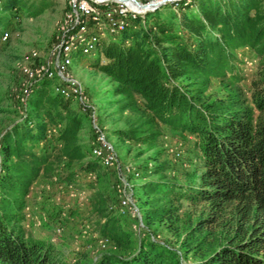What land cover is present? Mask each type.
<instances>
[{"label": "trees", "instance_id": "16d2710c", "mask_svg": "<svg viewBox=\"0 0 264 264\" xmlns=\"http://www.w3.org/2000/svg\"><path fill=\"white\" fill-rule=\"evenodd\" d=\"M50 7V0H0V42L13 16L37 17ZM176 7L147 14L105 43V63L96 69L115 83L120 110L134 115L116 139L153 148L164 128L195 137L193 169L176 177L160 158L152 169L136 167L144 178H158L140 186L146 231L136 239L123 223L131 217L115 209L114 171L94 158L91 141H82L89 118L55 92V80L43 79L26 118L1 141L0 264H71L52 240L35 239L24 227L34 185L54 177L68 193L85 182L93 188L104 220L99 234L110 245L92 264H264V0H183ZM243 49L257 62L248 88L238 67ZM214 85L218 90L209 93ZM53 127L57 136L48 135ZM105 183L112 194L102 191ZM61 211L57 221L48 219L57 227L69 219ZM159 227L173 242L161 241Z\"/></svg>", "mask_w": 264, "mask_h": 264}, {"label": "rangeland", "instance_id": "374dc122", "mask_svg": "<svg viewBox=\"0 0 264 264\" xmlns=\"http://www.w3.org/2000/svg\"><path fill=\"white\" fill-rule=\"evenodd\" d=\"M27 1L29 4H32L42 0ZM50 1L51 7L37 17H33L28 12L23 11L13 16L11 27L5 31L9 34L8 39L4 41L3 35L0 42V161H2L1 141L3 135L5 132L10 131L16 123L24 120L30 110L28 101L32 93L26 94V91L32 81L25 70L29 68L35 71L51 63L53 60V52L59 44L57 24L64 15L67 3L65 0ZM148 1L153 3L162 2V5L157 6V11L170 5L178 9L176 4L183 0ZM100 48L97 47L93 55H83L80 52L74 53L71 56V72L81 83L92 106L96 108L98 115L97 122L104 128L108 141L115 147L123 165L139 167L140 165L147 164L149 169H152L156 165L154 159L160 158L161 161L167 163L172 172H175L176 177H179V175L182 176L188 170H192L193 166L190 167V165L198 157L197 140L195 137L188 135L181 136L170 129L164 128L163 137L153 148L134 146L128 143H122L116 139L114 132L126 129L128 120L133 119L134 115L131 112H122L120 110L118 101L121 98L115 97L113 92L116 86L115 83L96 69V66L100 62L105 63L104 57L99 52ZM33 52L37 53V58L26 63L24 57ZM237 56L241 61L238 67L245 79L242 85L248 88L257 62L254 55L248 49L238 51ZM217 90L218 86L214 85L209 93ZM74 103L76 104V102ZM86 124L88 128L81 133L83 143L91 141L93 136L91 123L88 124L86 122ZM177 154H180V156L177 157ZM185 167L190 168L185 169ZM114 174L115 180L111 178L110 182L114 181V187H116L118 184V175L115 171ZM82 175L80 174V178L84 177ZM144 177L137 179L133 175L129 176L139 207L142 206L141 204L144 200V194L140 186L148 180L158 179L157 177ZM47 180L48 178H41L38 184L33 187L34 192L37 193H34V196L28 199L27 204V207H30V212L41 220L42 225L35 226L36 221L32 220L29 228L24 226L26 232L35 239L50 242L53 239V231L58 226L55 221H57V217L59 216V210L63 211L64 209L65 212L68 210L69 213H74V216H70L66 212V216L69 219L65 221L63 218L62 226H59L64 236L61 242L52 241V243L65 253V256L71 261V264H76L74 259L78 260L79 264H92V261L96 260L99 254L105 251L99 246L102 238L99 234L100 226L98 224L100 221L104 223V220L99 218L95 204L92 202V199L96 201L92 186L88 182L83 183L82 189L86 190L89 196L87 202L80 204L79 197L71 198L70 192L68 193L60 188L61 184H57L60 181L56 182L57 177H54L52 181ZM53 183L57 185L55 187L56 189L52 188ZM47 186L49 189L46 191L44 189ZM111 187V183L101 185L102 191L109 189L112 194ZM41 191L43 194L45 193V203L39 200ZM50 215L55 218V221L54 218L52 220V217L51 220H48ZM45 217L47 220L46 225H44ZM123 223L126 228H130V231L136 234V239L143 237V231L139 232L135 230L134 226H137V224L132 218H126ZM152 229L156 230V227L153 226ZM157 231L162 237L161 241L163 239L166 242H173L171 234L165 228L159 227ZM83 257L86 259L84 262H80V259Z\"/></svg>", "mask_w": 264, "mask_h": 264}, {"label": "built area", "instance_id": "2783aa9c", "mask_svg": "<svg viewBox=\"0 0 264 264\" xmlns=\"http://www.w3.org/2000/svg\"><path fill=\"white\" fill-rule=\"evenodd\" d=\"M67 8L62 19L58 22L59 44L53 52V60L46 66L35 71L26 69L25 72L31 77V83L26 94L33 92V87L43 79L55 80L57 83L54 90L66 100L76 102L79 110L85 114L91 123L93 136L91 140L92 155L107 169L113 170L118 175V184L115 187L119 204L115 208L123 215H129L137 224L135 230L146 231L141 209L138 206L135 190L129 180V176L142 178L143 174L136 167L126 166L120 160L115 147L108 141L104 128L99 125L97 110L92 106L89 97L84 92L81 83L71 72L72 58L74 53L93 55L103 45L118 37L129 29L137 20L145 22L149 13H154L156 7H151L153 2L148 0H65ZM9 37L4 33L3 40ZM37 58L33 52L24 57L26 63ZM56 128H49L48 135L57 136ZM180 154H177L179 157ZM1 172V161H0ZM89 182L97 181L96 174L89 173L86 176ZM71 198L79 197L80 204L88 201L86 190L70 187ZM60 200V198H58ZM26 219L24 226L30 227L31 221L35 220V226H41V220L30 212V207L25 209ZM65 216V214H63ZM62 236V229L57 227L52 241L57 242ZM110 245L108 239H101L99 246L106 250Z\"/></svg>", "mask_w": 264, "mask_h": 264}, {"label": "crops", "instance_id": "0c3cea01", "mask_svg": "<svg viewBox=\"0 0 264 264\" xmlns=\"http://www.w3.org/2000/svg\"><path fill=\"white\" fill-rule=\"evenodd\" d=\"M39 182V181H38ZM38 182L34 185V187L38 184ZM51 188V187H50ZM49 189V187L47 186V188L45 189L46 191ZM55 189V188H54ZM56 192V191H55ZM33 193H37V192H34V190H33ZM41 193H42V191H41ZM51 194H53V193H51ZM49 195V194H48ZM33 197V196H32ZM42 195L41 196H39V200L41 201L42 200Z\"/></svg>", "mask_w": 264, "mask_h": 264}, {"label": "bare ground", "instance_id": "6f19581e", "mask_svg": "<svg viewBox=\"0 0 264 264\" xmlns=\"http://www.w3.org/2000/svg\"><path fill=\"white\" fill-rule=\"evenodd\" d=\"M164 1V0H163ZM165 1H168V0H165ZM173 1V0H172ZM159 5H162V2H159V3H155V6H159Z\"/></svg>", "mask_w": 264, "mask_h": 264}, {"label": "water", "instance_id": "95a60500", "mask_svg": "<svg viewBox=\"0 0 264 264\" xmlns=\"http://www.w3.org/2000/svg\"><path fill=\"white\" fill-rule=\"evenodd\" d=\"M150 6H151V7H156V8H157V6H155V3H152ZM159 6H160V5H159Z\"/></svg>", "mask_w": 264, "mask_h": 264}]
</instances>
